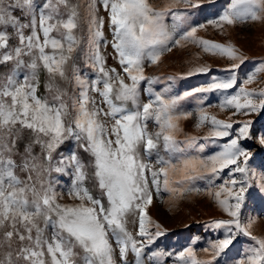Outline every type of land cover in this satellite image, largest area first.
Listing matches in <instances>:
<instances>
[{
  "label": "snow or ice",
  "instance_id": "snow-or-ice-1",
  "mask_svg": "<svg viewBox=\"0 0 264 264\" xmlns=\"http://www.w3.org/2000/svg\"><path fill=\"white\" fill-rule=\"evenodd\" d=\"M215 4L88 0L82 15L74 0H0V264H264V236L248 215L264 203V152H253L264 149V132L250 118L232 119L264 114V58L241 79L248 57L197 35L209 24L264 23V0H225L213 19L190 23ZM182 41L231 63L182 94H170L177 79L211 66L168 76L156 91L164 80L146 76L145 62L158 64ZM110 55L119 69L108 67ZM213 93L219 103L206 105ZM193 117L206 134L185 133L181 122ZM161 192H205L226 214L204 225L222 230L202 249L207 258L159 242L168 229L149 208Z\"/></svg>",
  "mask_w": 264,
  "mask_h": 264
},
{
  "label": "rangeland",
  "instance_id": "rangeland-1",
  "mask_svg": "<svg viewBox=\"0 0 264 264\" xmlns=\"http://www.w3.org/2000/svg\"><path fill=\"white\" fill-rule=\"evenodd\" d=\"M74 2L80 5L81 14H86L85 6L87 5L88 0H74ZM224 2L225 0H216L215 6H206L203 11H197L195 15L192 16L190 23H206L207 20L213 19V14L219 10ZM150 3L156 8H165L172 3V0H150ZM179 10H183V5H179L173 9V11ZM101 15H104L105 17L107 16L103 10H101ZM166 22L169 24L172 22L171 13ZM105 33L106 36L111 39V35L107 30V25L105 26ZM197 35L223 44L231 43L240 49L241 52L248 57V61H246L245 65H242L239 70V76L241 79L253 64L259 62L261 58H264V23L262 22L226 27L225 29H217L209 24L206 28L199 30ZM181 43L183 46L174 47L171 52H165L158 64L153 65L146 61L145 75L161 77L162 80H164V78L168 76L185 74L190 69L199 65H210L213 71L207 75L200 74L185 79H177L175 83L172 84L170 93L172 95L178 93L182 94L196 87L206 85L209 82V77L211 75H224L225 73L220 70L226 69L231 63V61L225 57L214 56L203 52V50L195 44H184L183 41ZM107 52L111 53L112 49L109 47ZM108 67H116L119 69L117 62L112 59L111 55L108 57ZM0 71H7V69L0 67ZM40 77V92L43 94V85L46 74L41 71ZM168 83V81L164 80V82L158 83L153 87L156 91H161L168 85ZM258 86V84L249 85V87L252 88ZM146 87V83L141 84L142 89ZM147 96L148 93L144 92L143 98H146ZM219 100V94L213 93L209 95L205 104L207 105L208 102L218 104ZM196 103V97H189L185 102V106L188 107L190 105L191 110L195 108ZM208 110L210 113L217 115L220 119H227L230 114L229 112L221 111L218 107H212ZM249 118L254 121L253 127L255 129L264 132V114L254 115L252 117H232L233 120L238 121ZM181 123L185 129V133L190 135H203L208 131L207 127L199 130L196 129L194 126V117L190 120L182 121ZM236 127H238V125H236ZM179 138L183 139L184 137L181 135ZM202 143L204 142L202 141ZM244 143L253 144L254 141H245ZM253 152L261 153L264 152V149H261L257 144L253 148ZM197 184L202 188L204 187V182H197ZM92 189L94 190V195H97V190L95 188ZM61 202L72 203L67 196H65ZM251 208L252 210L248 215L256 220V223L252 228L253 234L264 236V203H261L259 199H257L252 204ZM149 213L153 219L157 220L168 229L167 235L162 237L159 241L162 245H167L172 250H180L183 247L192 246L195 248L200 258H207L202 249L208 246L210 239H215L216 235H219V232L222 231L218 230L216 233H211L209 229L204 227V225L213 219L228 218L226 214L221 212L212 197L205 192L185 193L184 196L170 194L168 192H161L159 196L154 194L153 204L149 208ZM242 219H244V217H242ZM196 237H199L200 239L196 241ZM193 241L195 242L193 243ZM237 247H240V245H237Z\"/></svg>",
  "mask_w": 264,
  "mask_h": 264
},
{
  "label": "trees",
  "instance_id": "trees-1",
  "mask_svg": "<svg viewBox=\"0 0 264 264\" xmlns=\"http://www.w3.org/2000/svg\"><path fill=\"white\" fill-rule=\"evenodd\" d=\"M92 192H93V194H94V190L92 189Z\"/></svg>",
  "mask_w": 264,
  "mask_h": 264
}]
</instances>
